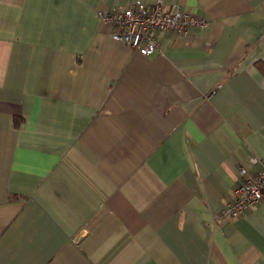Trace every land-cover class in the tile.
I'll return each instance as SVG.
<instances>
[{"label":"crops","instance_id":"0c3cea01","mask_svg":"<svg viewBox=\"0 0 264 264\" xmlns=\"http://www.w3.org/2000/svg\"><path fill=\"white\" fill-rule=\"evenodd\" d=\"M0 0V264H264V0H163L208 24L143 54L100 10ZM153 5L157 0H142Z\"/></svg>","mask_w":264,"mask_h":264},{"label":"built area","instance_id":"2783aa9c","mask_svg":"<svg viewBox=\"0 0 264 264\" xmlns=\"http://www.w3.org/2000/svg\"><path fill=\"white\" fill-rule=\"evenodd\" d=\"M101 20L113 27L114 39L124 41L143 54L153 53L159 39L158 30H170L189 35L198 25L208 24V20L196 17L181 6L167 7L163 0L148 5L135 0L124 9L100 10ZM255 169L250 171L240 167L239 180L233 187V198L224 206L221 214L234 219L249 211L264 200V157H253Z\"/></svg>","mask_w":264,"mask_h":264}]
</instances>
